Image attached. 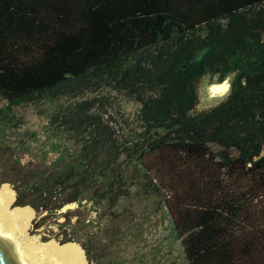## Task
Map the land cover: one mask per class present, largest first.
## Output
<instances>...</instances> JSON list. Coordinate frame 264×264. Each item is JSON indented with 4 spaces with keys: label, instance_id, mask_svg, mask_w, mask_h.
I'll list each match as a JSON object with an SVG mask.
<instances>
[{
    "label": "trees",
    "instance_id": "16d2710c",
    "mask_svg": "<svg viewBox=\"0 0 264 264\" xmlns=\"http://www.w3.org/2000/svg\"><path fill=\"white\" fill-rule=\"evenodd\" d=\"M207 76L231 92L194 112ZM104 89L139 104L124 141L103 120ZM59 97L72 100L49 126L79 146L53 143L58 167L12 181L9 211L110 209L138 176L165 195L187 264H264V0H0V120ZM73 238L47 241L79 253ZM78 257L90 264V250Z\"/></svg>",
    "mask_w": 264,
    "mask_h": 264
},
{
    "label": "rangeland",
    "instance_id": "374dc122",
    "mask_svg": "<svg viewBox=\"0 0 264 264\" xmlns=\"http://www.w3.org/2000/svg\"><path fill=\"white\" fill-rule=\"evenodd\" d=\"M209 80L207 76L199 83V102L194 112L210 108L220 101L219 96L209 97ZM95 95L106 96L108 103L104 105L106 113L103 120L114 130L113 136L124 141L130 134V127L139 123V104L109 89ZM71 100L59 97L53 101L44 100L37 105L14 107L15 125L13 122L0 120V186L6 187L9 197L13 192L16 193L15 187L21 182L12 181L34 180L33 174L46 175L58 167L55 163L61 149L56 150L53 143L64 146L62 152H67V148L71 152L79 146V141L67 131L49 126L50 115ZM125 168L132 177L129 161ZM138 178L137 176V180L135 178L132 182L126 176L127 191L110 209L101 205L99 225L95 229L87 226L72 231L77 219H84V216L79 215L82 212L75 213L78 208L69 206L45 212L40 207L36 211V218L32 214L29 216L28 223L32 222L28 232L37 235L32 237L37 243H48L51 242L47 241L50 239L58 243L66 237L74 236L70 242L78 245V256L80 251L90 250V264H187L181 242L174 235L173 224L164 205L165 195L157 192L152 182H147V189L143 191V178ZM83 209L78 211L85 214L86 210ZM83 222L80 226L85 225ZM34 224L38 226L35 227ZM92 233L94 238L90 240Z\"/></svg>",
    "mask_w": 264,
    "mask_h": 264
},
{
    "label": "bare ground",
    "instance_id": "6f19581e",
    "mask_svg": "<svg viewBox=\"0 0 264 264\" xmlns=\"http://www.w3.org/2000/svg\"><path fill=\"white\" fill-rule=\"evenodd\" d=\"M210 83L207 86L209 97L220 95L224 82ZM9 194L5 186H0V236L22 264H80L78 254L70 247L54 250L51 244L37 243L28 238L25 228L29 214L22 211H7ZM73 206L67 204L64 208Z\"/></svg>",
    "mask_w": 264,
    "mask_h": 264
},
{
    "label": "built area",
    "instance_id": "2783aa9c",
    "mask_svg": "<svg viewBox=\"0 0 264 264\" xmlns=\"http://www.w3.org/2000/svg\"><path fill=\"white\" fill-rule=\"evenodd\" d=\"M70 202L64 203L62 206L55 208L54 210L63 209L64 206H66L67 204H72L73 205L72 208H78V210L84 208L86 210L85 211L83 209L85 211V215H84V219L81 221V222L84 221L82 224H85L86 226H89L90 228L93 229H95L99 225L101 207L100 205L96 204L93 199L81 198ZM42 210H44L45 212L50 211V209L47 208H42Z\"/></svg>",
    "mask_w": 264,
    "mask_h": 264
},
{
    "label": "water",
    "instance_id": "95a60500",
    "mask_svg": "<svg viewBox=\"0 0 264 264\" xmlns=\"http://www.w3.org/2000/svg\"><path fill=\"white\" fill-rule=\"evenodd\" d=\"M198 55V54H197ZM195 55L188 62L184 63L183 66L189 65L194 62L197 58ZM0 264H22L19 258L13 253L0 236Z\"/></svg>",
    "mask_w": 264,
    "mask_h": 264
},
{
    "label": "clouds",
    "instance_id": "9594fccd",
    "mask_svg": "<svg viewBox=\"0 0 264 264\" xmlns=\"http://www.w3.org/2000/svg\"><path fill=\"white\" fill-rule=\"evenodd\" d=\"M230 92H231V84L229 81L226 80L224 82V87L222 88L218 99L220 101H223L230 94ZM214 98H217V97H214Z\"/></svg>",
    "mask_w": 264,
    "mask_h": 264
}]
</instances>
